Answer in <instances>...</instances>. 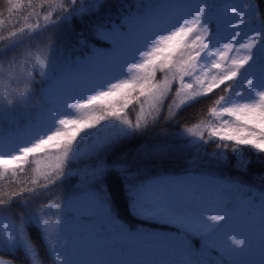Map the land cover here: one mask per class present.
<instances>
[{"label": "snow or ice", "instance_id": "obj_1", "mask_svg": "<svg viewBox=\"0 0 264 264\" xmlns=\"http://www.w3.org/2000/svg\"><path fill=\"white\" fill-rule=\"evenodd\" d=\"M261 5L264 0H136L100 15L108 0H43L39 12L23 17V27L0 36L2 52L41 36L13 51L7 69H0L16 85L0 95V117L36 109L23 128L0 129V181L16 189L0 192V253L12 257L0 255V264H211L207 253L214 247L227 256L259 252L264 264V184L257 190L236 177L201 172L194 159L185 175L142 178L139 162L106 156L161 118L178 123L183 107L206 99L210 119L177 133L197 157L214 145L205 155L219 162L231 152L241 173L251 163L243 159L245 148L264 157ZM0 7L3 25L5 12L12 18L36 5L4 0ZM77 17H96L90 39L83 30L76 33V46L87 49L82 55L57 37ZM168 152L163 145L144 150L157 157ZM72 175L86 182V193H53ZM110 175L122 180L130 213L141 223L175 225L184 236L199 237L202 250L183 237L170 238L179 258L157 259V250L150 256L146 242L156 234L126 228L112 215L105 186ZM81 197L117 229L110 239L96 233L83 250L70 239L69 220ZM30 227L38 230L35 239ZM84 255L89 258L79 259Z\"/></svg>", "mask_w": 264, "mask_h": 264}, {"label": "trees", "instance_id": "obj_2", "mask_svg": "<svg viewBox=\"0 0 264 264\" xmlns=\"http://www.w3.org/2000/svg\"><path fill=\"white\" fill-rule=\"evenodd\" d=\"M42 2L43 0H34V4L36 5L35 9L26 8L12 18H9L5 12V23L0 25V36H7L10 31L23 27V17L33 11L39 12ZM57 2H59V0H57ZM141 2H147V0H141ZM3 3L4 0H0V6H2ZM124 3L134 5L136 0H108V7H106L100 15H103L105 12L115 14L119 5ZM0 10H3V8L0 7ZM261 10H264V5H261ZM95 19L96 17H86L83 19L77 17L73 21H70L68 25L63 26L57 33L58 42L70 48L73 55L85 54L87 49H81L75 44L76 33L83 30V35L90 39L88 29ZM33 22H35L34 19L29 21V23ZM68 29L71 31H68ZM66 36H70L71 39H66ZM40 39L41 36L36 35L32 40L26 41L25 45H19L16 49L7 52L0 51V69H7L8 65L6 61L12 55L13 51L20 52L27 44H34ZM4 48L5 43L0 42V50H3ZM33 52L35 53V49H33ZM15 87L16 85L10 84L6 74L0 75V95H7L8 91ZM214 98L215 97H213V99ZM39 100L40 98L37 96L33 99L32 104H38ZM169 103H171V101H169ZM209 106H211V101L202 99L188 107H183L178 117V123L175 121L166 122L161 118L155 123V125L148 127L143 132L123 139L115 144L106 156H110L112 159L125 156L139 162L140 176L149 179L152 177H166L185 173V168L189 167L187 162L194 159L196 160L194 166L198 167L201 172H213L217 176L236 177L237 179L242 180L246 185L254 186L259 190L262 184H264V179H262L264 178V157L256 154L254 150L245 148L243 151V159L250 161L251 163L243 173H241L237 170V160L231 152L227 154L225 160L218 162L211 159L210 155H205V152L211 154L214 148V145H208L206 149L201 150L197 157L195 150L187 146L185 140L178 137L177 133L179 129L188 127L192 123L201 121L207 122L210 119L207 114V107ZM35 111V108L29 110L21 108L8 112L7 115L0 117V129L7 133L16 128H23L27 124L29 118L34 116ZM164 112L165 114L167 113V106H165ZM130 118H135L134 113L131 114ZM161 145L170 149V152L160 157L145 155L144 150L146 148L160 147ZM75 167L76 165L74 166V170ZM77 178L76 175L69 176L64 182L65 185L63 187L61 186L59 189H53V193L57 195L60 193H74L77 189ZM105 186L108 193L109 207L111 208L112 215L117 223L123 224L126 228L133 231L139 229L144 233L156 234L155 237L146 242V247L149 248L150 256L153 250H157L155 253L157 259L179 258V250L172 247L175 240L170 238H176V240H179L183 237L184 239H187L194 251L202 250L203 241L199 237L191 235L184 236L183 233L177 230L175 225L157 220H145L141 223V217H136L130 213L127 196L123 190V182L121 179H118L114 175H110L105 181ZM12 190H16L13 184L0 181V192H10ZM78 194L83 195V193ZM84 203L93 207V211L90 212L88 218L91 220L90 223L94 228L100 229V239L112 238L117 230L116 225L109 221L99 208L92 206L87 201ZM29 231L35 239L38 235V230L35 227H30ZM156 237H158L157 240H155ZM0 255H2L4 259L12 258L8 253H0ZM21 255V253L16 254L17 261H19ZM88 258L89 257L86 255L79 257V259L83 260H87ZM207 259L211 261V264H217V262H219V264H244V261L249 259L254 260L255 264H259L261 256L259 252L252 257L244 254L239 256H227L222 253L219 247H214L207 253Z\"/></svg>", "mask_w": 264, "mask_h": 264}, {"label": "rangeland", "instance_id": "obj_3", "mask_svg": "<svg viewBox=\"0 0 264 264\" xmlns=\"http://www.w3.org/2000/svg\"><path fill=\"white\" fill-rule=\"evenodd\" d=\"M242 42H243V38H242ZM76 167H79V165H76ZM180 175H185V173ZM175 176H179V175L168 176V177H175ZM77 177L78 178L76 179L77 180L76 188L80 189V193L84 194L87 191L86 182L85 184L82 185L81 178L79 176ZM153 178H159V177H153ZM64 185L65 184H63L62 187ZM84 202H86V199L84 197H81L79 200L73 203V210L75 211V216L69 218L70 239L82 250L88 247L91 237H94L96 233L100 232L99 228H94L91 225L90 223L91 220L88 218V216L90 215V213L88 212H92L93 207L87 204L83 205ZM232 239H239V237L233 236Z\"/></svg>", "mask_w": 264, "mask_h": 264}]
</instances>
